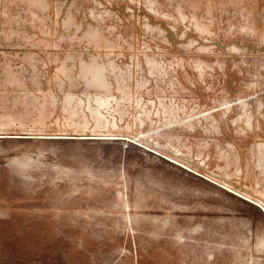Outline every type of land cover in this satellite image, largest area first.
<instances>
[{"label":"rangeland","instance_id":"obj_1","mask_svg":"<svg viewBox=\"0 0 264 264\" xmlns=\"http://www.w3.org/2000/svg\"><path fill=\"white\" fill-rule=\"evenodd\" d=\"M0 264H264V0H0Z\"/></svg>","mask_w":264,"mask_h":264}]
</instances>
